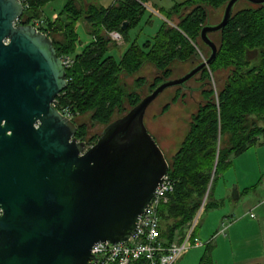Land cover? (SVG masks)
I'll return each mask as SVG.
<instances>
[{
    "label": "water",
    "instance_id": "water-1",
    "mask_svg": "<svg viewBox=\"0 0 264 264\" xmlns=\"http://www.w3.org/2000/svg\"><path fill=\"white\" fill-rule=\"evenodd\" d=\"M240 1L264 6L228 0L220 21L200 30L209 56L162 80L87 147L53 105L67 78L52 38L30 23L13 25L24 13L21 0H0V264H92L94 244L129 239L169 167L145 126L146 110L214 61L210 34L226 26ZM231 198H238L235 185Z\"/></svg>",
    "mask_w": 264,
    "mask_h": 264
},
{
    "label": "trees",
    "instance_id": "trees-1",
    "mask_svg": "<svg viewBox=\"0 0 264 264\" xmlns=\"http://www.w3.org/2000/svg\"><path fill=\"white\" fill-rule=\"evenodd\" d=\"M52 1L25 0L22 21L28 24L34 19H43V32L52 38L59 57L75 51L79 40L77 23L88 24L93 39L73 58V65L66 68L67 87L57 95L54 106L59 111L68 107L74 116L92 112L91 119L109 123L113 111L122 109L125 100L131 107L140 101L127 90L121 76L131 75L150 63L167 77L172 63L187 61L196 55L193 44L200 39V30L209 20L207 8H217L228 0H185L169 10L155 9L163 18V24L152 43L147 41L139 46L133 42L117 60L107 55L110 44L115 43L106 32L118 31L125 41L126 31L145 11L146 0H114L107 7L91 3L86 10L77 0H65L63 10L50 21L44 8ZM173 18L178 20L175 25L170 24ZM124 22L127 26L122 29ZM218 33L222 37L221 46L209 66L233 69L218 93L216 104L209 101L199 108L173 162H168L167 174L174 181V190L168 201L157 209L160 233L167 242L176 234H182L200 206L218 208L219 204L212 200L214 185L231 167V157L253 146L264 145V6L251 4L234 9L232 18ZM56 34L61 38L55 39ZM256 53L259 60L250 65ZM205 70L201 72L203 82L199 90L210 85L205 81ZM250 116L263 122L262 126L254 121L249 128L247 118ZM72 121L77 126L75 137L87 145L84 125ZM240 196L241 193L238 198ZM197 226L196 223L191 243L198 237ZM204 246L198 264H213L211 245ZM134 264H146V261L141 259Z\"/></svg>",
    "mask_w": 264,
    "mask_h": 264
},
{
    "label": "rangeland",
    "instance_id": "rangeland-1",
    "mask_svg": "<svg viewBox=\"0 0 264 264\" xmlns=\"http://www.w3.org/2000/svg\"><path fill=\"white\" fill-rule=\"evenodd\" d=\"M77 1L84 10H86L87 6L91 4L85 0ZM175 1L182 2L183 0H149L148 3H146L147 8H145V11L139 16L137 23L129 27L126 31L125 41L122 40L120 43H115L114 46L110 44L111 47L109 48L107 55L117 60L124 53L129 44H132L133 42L139 46L144 45L147 41L152 43L153 37L163 24V18L159 14L154 13L153 10H150V8H155L153 7L152 2L157 3L158 6H162L165 10H169L171 6L175 4ZM111 2L112 0H102L101 4L108 6ZM64 4L65 0H54L48 3L44 8L45 16L50 21L54 20L63 10ZM224 5L225 2L217 8H207L210 23L214 24L220 21ZM250 6V3L240 1L235 6V10ZM177 21V19L173 18L170 24L175 25ZM76 33L78 34L79 40L75 51L70 54L72 58L80 54L93 40L92 36L89 35V25L86 23H77ZM54 38L59 39L61 36L56 34L54 35ZM210 38L215 42L218 48L221 46L222 37L220 33H212L210 34ZM193 45L196 55L187 61H177L172 63L169 66V74L167 77H164L162 72L158 71L152 64L146 63L133 74L122 75L121 82L127 86L129 92H133L141 100L143 96L150 93L157 86L158 82L163 79L181 77L194 65L205 60L209 56V48L204 45L200 39H196ZM258 56L259 54L256 53L254 58L249 61L250 65L257 64L259 60ZM232 69V67L224 68L221 66H207L205 70L207 78L205 81L210 83L209 86L202 90L197 89L203 82L201 79V73H199L186 82V88H167L148 106L144 117L145 126L153 139L162 149L169 163L173 162L174 157L178 153L182 141L191 128L192 119L198 113L199 108L209 101L216 104L218 93ZM137 80H140V82L135 84ZM122 106V109H115L113 111L109 118V122L121 117L132 108L127 100H125ZM91 116L92 112H85L74 118L77 125H84L85 127L84 139L88 142L87 147L92 146L97 141L101 131L108 124L95 121L91 119ZM254 121L260 126L263 124V122H259L256 118L250 116L247 118V125L249 128ZM263 157L264 145H256L247 153L244 152L239 156L231 157V167L218 177V181L214 185L212 200L219 204L218 208L207 205L204 207L200 206L196 213V216L198 215L197 236L199 233L198 238L203 244L213 238L212 236L217 230L218 221L222 217V214L225 215L228 213L231 217H237L244 212L245 208L247 209V198H245V195L237 200L231 198L233 185L242 191V188L245 187L246 183H242V181L247 176L245 180H248V185L246 186H249L251 181L252 183H259V189L264 187V176H260L259 172V169L263 167ZM246 169L248 170V173L245 174L244 171ZM232 181L233 183H231ZM186 228L187 226L184 227L183 232ZM234 240H236V238H234ZM231 247L234 251L241 248V246L237 245L235 242H233ZM205 248V246H200L198 249L184 251V253H187V258L185 259L184 257V264H197L199 256L204 253ZM193 253L195 255H193Z\"/></svg>",
    "mask_w": 264,
    "mask_h": 264
},
{
    "label": "built area",
    "instance_id": "built-area-1",
    "mask_svg": "<svg viewBox=\"0 0 264 264\" xmlns=\"http://www.w3.org/2000/svg\"><path fill=\"white\" fill-rule=\"evenodd\" d=\"M25 9V0H21ZM22 21V17L15 20V24ZM37 30L43 32L45 22L43 19H34L30 22ZM107 37L114 43L123 40L118 31L106 32ZM63 66L70 68L74 60L70 55L59 57ZM53 105L54 102H53ZM60 112L69 119L74 120L75 116L68 107H63ZM174 181L167 174L161 184L155 189L150 201L138 217L134 232L129 239L122 243L110 245L109 243H96L91 248V254L96 257L92 264H134L138 260H145L146 264H176L178 259L192 247L204 246L210 243H202L200 239L194 238L191 243V236L197 223V217L187 224V228L181 235L176 234L171 242L160 233V221L157 213L158 207L166 203L173 193Z\"/></svg>",
    "mask_w": 264,
    "mask_h": 264
},
{
    "label": "crops",
    "instance_id": "crops-1",
    "mask_svg": "<svg viewBox=\"0 0 264 264\" xmlns=\"http://www.w3.org/2000/svg\"><path fill=\"white\" fill-rule=\"evenodd\" d=\"M85 1L107 7V5L101 4L102 0ZM146 1V3H148L149 0ZM184 1L185 0L182 2ZM113 2L114 0H112L110 5H112ZM152 3L155 8H150V10H153L154 13H156L155 9H164L162 6H158L157 3ZM174 3L181 2L175 1ZM253 147L249 148L245 153L249 152ZM262 165L263 167L260 168L261 170L259 169L260 176H264V157ZM244 172L246 174L248 170L246 169ZM245 178L242 181V183L246 182L245 187L242 188V191L237 187V190L238 195L241 193V196L245 195V198H247V209L245 208L244 212L237 217H231L228 213L225 215L222 214V217L218 221L217 230L210 242L213 264H264V187L259 189V183H252L251 181L250 185L246 186L248 185V180H245ZM231 183H233V181ZM244 189H246L245 192H243ZM234 238H236V240H234ZM233 242L241 246V248L234 251L231 247ZM198 248L199 247H192L190 249ZM186 255L187 253H183L176 264H184L187 258ZM193 255L195 254L193 253ZM202 255L199 256L197 264Z\"/></svg>",
    "mask_w": 264,
    "mask_h": 264
},
{
    "label": "flooded vegetation",
    "instance_id": "flooded-vegetation-1",
    "mask_svg": "<svg viewBox=\"0 0 264 264\" xmlns=\"http://www.w3.org/2000/svg\"><path fill=\"white\" fill-rule=\"evenodd\" d=\"M17 24H25L23 21H21V22H19V23H17ZM17 24H15V23H13V25H17ZM2 43L4 44V45H7L8 43H9V38L8 37H5V38H3L2 39ZM38 125V122H36L35 123V126H37ZM76 134V133H75ZM75 134H74V137H75Z\"/></svg>",
    "mask_w": 264,
    "mask_h": 264
}]
</instances>
